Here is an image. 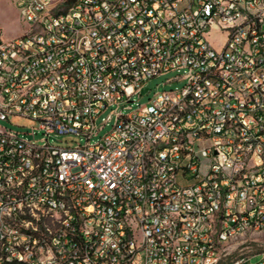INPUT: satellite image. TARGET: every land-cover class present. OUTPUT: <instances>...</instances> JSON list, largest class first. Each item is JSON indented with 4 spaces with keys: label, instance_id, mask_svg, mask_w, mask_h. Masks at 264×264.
<instances>
[{
    "label": "built area",
    "instance_id": "obj_1",
    "mask_svg": "<svg viewBox=\"0 0 264 264\" xmlns=\"http://www.w3.org/2000/svg\"><path fill=\"white\" fill-rule=\"evenodd\" d=\"M3 1L29 29L0 22V123L43 145L0 133V264H221L264 233V0Z\"/></svg>",
    "mask_w": 264,
    "mask_h": 264
},
{
    "label": "rangeland",
    "instance_id": "obj_2",
    "mask_svg": "<svg viewBox=\"0 0 264 264\" xmlns=\"http://www.w3.org/2000/svg\"><path fill=\"white\" fill-rule=\"evenodd\" d=\"M0 22L4 27L6 38L18 37L29 29V26L21 21L16 8L7 1L0 2ZM182 75L183 73L170 72L149 81L142 95H134L132 97L131 110L123 106H114L112 109L105 111L99 119V125L104 126V130L100 135L112 129L116 122V113L129 115L140 106L147 105L150 99L158 93L181 90L185 85V82L179 79ZM8 132L19 133L22 137L43 145L39 124L29 118L11 116L8 120L2 121L0 123V133ZM53 141L65 147H77L80 143H84L71 136L56 137ZM263 255L264 233H252L232 244L221 264H240L250 259V264H257L262 260Z\"/></svg>",
    "mask_w": 264,
    "mask_h": 264
}]
</instances>
